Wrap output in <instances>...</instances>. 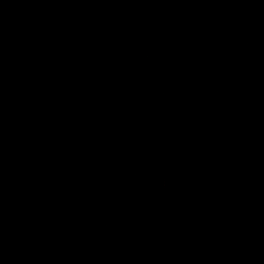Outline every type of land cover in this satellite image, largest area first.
Returning a JSON list of instances; mask_svg holds the SVG:
<instances>
[{"label":"water","instance_id":"obj_1","mask_svg":"<svg viewBox=\"0 0 264 264\" xmlns=\"http://www.w3.org/2000/svg\"><path fill=\"white\" fill-rule=\"evenodd\" d=\"M0 264H264V0H0Z\"/></svg>","mask_w":264,"mask_h":264}]
</instances>
